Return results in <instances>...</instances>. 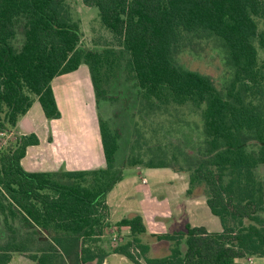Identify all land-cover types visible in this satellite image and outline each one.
<instances>
[{
    "label": "trees",
    "instance_id": "1",
    "mask_svg": "<svg viewBox=\"0 0 264 264\" xmlns=\"http://www.w3.org/2000/svg\"><path fill=\"white\" fill-rule=\"evenodd\" d=\"M68 2L0 0V132L15 128L34 97L45 118H59L51 81L86 64L96 100L106 99L105 87L124 71L147 112L167 106L196 111L202 139L181 163L174 153L155 151L144 161L133 152L117 166L118 131L99 116L104 167L27 171L21 159L39 139L17 135L0 146V226L7 233L0 264L15 253L35 264H102L110 254L134 264H239L246 256H264V178L255 173L264 164V62L258 57L264 0H82L97 9L113 36L100 49L81 45L80 21ZM200 42H211L223 55L220 86L177 61L188 44ZM141 165L187 173V193L204 184L206 205L221 230L186 224L184 231L157 234L171 242L170 252L147 256L141 215L111 223L106 204L124 167Z\"/></svg>",
    "mask_w": 264,
    "mask_h": 264
},
{
    "label": "rangeland",
    "instance_id": "2",
    "mask_svg": "<svg viewBox=\"0 0 264 264\" xmlns=\"http://www.w3.org/2000/svg\"><path fill=\"white\" fill-rule=\"evenodd\" d=\"M68 5L72 16L80 21L81 45L100 49L113 42L112 34L101 25L95 7L86 6L82 0H69ZM259 27L264 29V18L259 19ZM258 57L260 64H263L264 51L262 49L258 50ZM177 61L189 69L209 75L217 86L222 83V78L226 72L223 55L211 42L188 44L177 56ZM66 77L68 80L65 81L66 86L62 87L64 88L63 91H59L58 85L64 77H59L54 81L62 117L59 120H54L53 124L65 129V125L76 112L74 108L82 106L84 112H89V108L93 106V109H97L98 116L105 119L112 130L118 131L119 147L115 154L117 166H120L124 158L133 152L140 154L144 161H148L150 155L154 154L155 151L168 155L174 153L178 157L180 156L181 163L182 155L192 153L197 142L202 139L200 134L201 120L196 111L188 106H167L155 113L147 112L146 107L141 103L138 87L124 71H121L118 77L113 78L105 87L106 99L99 100H96L86 64H81L78 70ZM262 98L264 104V93ZM30 115L34 118L36 128L39 127L37 130L43 133L45 116L35 97L30 107ZM26 127L28 128V126ZM11 131L13 134L9 138L0 137L2 148L19 135L15 128ZM4 141L5 143L2 144ZM158 145L160 150L157 149ZM25 168L30 170V167L25 166ZM33 170L38 169L30 171ZM175 172L171 168L165 167L126 166L123 169V182L115 188L114 199L111 200L110 198L112 207L110 219L113 223L134 213L142 215L146 232L140 235V239L148 245L149 250L146 255L149 257L168 255L172 245L168 240L153 237L151 232L172 233L183 230V224L186 222L197 224L193 223V219L188 216H185L182 222V217L176 218V207L172 204L177 203L173 200H179V197L173 195V191L178 194L182 190L183 181L181 176ZM180 173H183L188 181L187 173ZM255 173L259 179H263L264 164H259ZM143 177L146 178L145 183L142 181ZM188 195L204 201L207 196V189L204 184H199ZM204 207L208 214L216 219V227L220 229L219 219L210 212L207 205ZM262 215L264 216V213ZM208 227L210 229L216 228L212 225ZM0 229L3 230L1 226ZM19 229L20 235H25L24 229ZM4 233L0 232V242L5 240L7 233ZM127 234L128 230H123L121 236ZM124 238L121 239V242H124ZM101 239V245L108 248L105 238ZM183 247L184 243L182 242L179 249L182 251ZM132 252L139 258L138 249H134ZM110 255L106 264H134L123 255ZM250 257L253 263H249L245 258L240 260L239 264H260L264 261L263 257L256 255ZM139 259L141 260V257ZM141 262L145 264L143 260ZM8 264L35 263L25 255L15 253Z\"/></svg>",
    "mask_w": 264,
    "mask_h": 264
},
{
    "label": "crops",
    "instance_id": "3",
    "mask_svg": "<svg viewBox=\"0 0 264 264\" xmlns=\"http://www.w3.org/2000/svg\"><path fill=\"white\" fill-rule=\"evenodd\" d=\"M78 68L76 70H78ZM75 71L62 74L59 76H55L51 81V86L59 110H60V106L57 99L58 96L54 86V81H56L59 77H64L61 81H59V85H58V88H60L59 91H63L64 88L62 87L66 86L67 84L65 82L67 79L66 76L72 74ZM74 110L76 112L73 114L72 119L65 125V129L57 127L53 124L54 120H59L62 117L61 112H60L61 115L58 119L48 120L47 118H45L43 120V128H44L43 133H40L39 130H37L39 129V127L36 128L37 126L34 123L35 122L34 118L30 115V108L23 116L19 118L15 126V131L19 135L35 133L39 139V143L37 145H31L26 148L25 156L21 159V165L25 170L27 169L25 168V166L30 167L29 168L30 170L38 169L33 171H57V170L73 171V170H83V169H92V168H102L105 166V160H104L101 138L99 133V124H98L99 116L97 109H93V106H91L89 108V112H84L82 106H80L74 108ZM26 126H28V128ZM175 174H179L181 176L180 177L181 180L183 181L182 190L178 194L175 193V191H173V195L179 197V200L178 199L173 200L174 202L177 203L172 204L173 206L176 207L175 208L176 218L182 217L181 218V222H182L184 220V217L188 216L189 218L193 219L194 221L193 223H197V224H191L189 222H186L183 224V230L180 231L185 230L186 224H190L191 226H203L208 231H220L221 225H220V229H218L216 227L217 225L216 219L211 217L208 214V212L205 210L204 205H206L205 202L206 199L204 201H201L195 197L188 195L187 193L188 185H186L188 181L184 177L185 175L180 172H175ZM122 180L119 181L113 187V189L107 194L106 197V204L109 206L108 219L111 223L113 222L110 219L112 215L110 198L111 200L114 199L113 195L116 192L114 190L117 186L122 184L123 182ZM142 181L145 183L146 178L143 177ZM211 225L216 228L210 229L208 226ZM157 234L160 233L151 232V235L153 237H156L155 235ZM184 250H185V245L182 248V252ZM112 255H116V254H112ZM258 257L264 258V256H258ZM108 258L109 257L107 256V258L103 261L102 264H106ZM245 258H247L248 262L249 259H251V262L249 263H253L252 262L253 260L250 256H246ZM242 259H239V261ZM260 264H264V261H262Z\"/></svg>",
    "mask_w": 264,
    "mask_h": 264
},
{
    "label": "built area",
    "instance_id": "4",
    "mask_svg": "<svg viewBox=\"0 0 264 264\" xmlns=\"http://www.w3.org/2000/svg\"><path fill=\"white\" fill-rule=\"evenodd\" d=\"M12 134H13L12 131H2V132H0V137L9 138ZM4 143H5V141L2 144H4ZM0 146H2V145L0 144ZM249 262H251V259H249Z\"/></svg>",
    "mask_w": 264,
    "mask_h": 264
}]
</instances>
